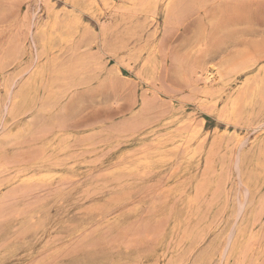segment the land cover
<instances>
[{"label":"rangeland","instance_id":"374dc122","mask_svg":"<svg viewBox=\"0 0 264 264\" xmlns=\"http://www.w3.org/2000/svg\"><path fill=\"white\" fill-rule=\"evenodd\" d=\"M104 1L0 0V264H264V0Z\"/></svg>","mask_w":264,"mask_h":264},{"label":"bare ground","instance_id":"6f19581e","mask_svg":"<svg viewBox=\"0 0 264 264\" xmlns=\"http://www.w3.org/2000/svg\"><path fill=\"white\" fill-rule=\"evenodd\" d=\"M88 1H90V0H88ZM106 1V0H105ZM104 1V2H105ZM100 2V1H99ZM108 2V1H107ZM106 2V3H107ZM127 2V1H126ZM161 2H162V0H161ZM73 3V2H72ZM101 3V2H100ZM105 3V4H106ZM83 4V3H82ZM101 5V4H100ZM89 6V5H88ZM85 8V7H84ZM124 9V8H123ZM85 10V9H84ZM61 11V10H60ZM119 11V10H118ZM89 12V11H88ZM134 12V11H133ZM57 13H58V11H57ZM145 15V14H144ZM209 18V17H208ZM75 19H77V18H75ZM74 19V20H75ZM78 21V20H77ZM76 22V21H75ZM102 28V27H101ZM41 29V28H40ZM57 29V28H56ZM105 30V29H104ZM202 31H204V30H202ZM206 32V31H205ZM205 32H203V33H205ZM201 33V32H200ZM202 34V33H201ZM207 35V34H206ZM46 36V35H45ZM99 41V40H98ZM67 44V43H66ZM42 45V44H41ZM48 45V44H47ZM74 45V44H73ZM55 46V45H54ZM84 47V46H83ZM102 48V47H101ZM199 48H200V46H199ZM198 49V48H197ZM152 51V50H151ZM153 56V55H152ZM48 58V57H47ZM153 58V57H152ZM149 59V58H148ZM156 60V59H155ZM58 62V61H57ZM149 63V62H148ZM43 64V63H42ZM146 64V63H145ZM38 66V65H37ZM142 67V66H141ZM38 68V67H37ZM149 68V67H148ZM54 69V68H53ZM150 69V68H149ZM153 69V68H152ZM260 69V68H259ZM259 69H257V70H259ZM154 70V69H153ZM37 71V70H36ZM50 71H51V69H50ZM141 72V71H140ZM153 73V72H152ZM149 74V73H148ZM32 75V74H31ZM50 75H51V73H50ZM209 76V75H208ZM148 77V76H147ZM49 78H50V76H49ZM141 78H143V77H141ZM239 79H240V77H239ZM26 80H27V78H26ZM43 81V80H42ZM45 81V80H44ZM47 82V81H46ZM45 83V82H44ZM239 83V82H238ZM50 84V83H49ZM61 84V83H60ZM148 84V83H147ZM44 85V84H43ZM42 85V86H43ZM235 85V84H234ZM49 86V85H48ZM43 89V88H42ZM211 89V88H210ZM36 93V92H35ZM42 93V92H41ZM238 94V93H237ZM15 97V96H14ZM224 97V96H223ZM16 98V97H15ZM20 98H22V97H20ZM30 98V97H29ZM33 98V97H32ZM41 98V97H40ZM9 99V98H8ZM13 100V99H12ZM22 100H23V98H22ZM29 100V99H28ZM41 100V99H40ZM31 101V100H30ZM7 103H8V100H7ZM2 104V103H1ZM0 104V105H1ZM4 104H6V103H4ZM5 106V105H4ZM31 106H32V104H31ZM3 108V107H2ZM209 108V107H208ZM24 109V108H23ZM7 110V109H6ZM6 110H3V112H5ZM14 110V109H13ZM18 110V109H17ZM16 110V111H17ZM22 111V110H21ZM2 112V111H1ZM33 112V111H32ZM219 112V111H218ZM16 113V112H15ZM14 113V114H15ZM49 113V112H48ZM5 114V113H4ZM3 114V115H4ZM26 114V113H25ZM28 114H29V112H28ZM45 114V113H44ZM220 114V113H219ZM236 114V113H235ZM19 115H20V113H19ZM27 115V114H26ZM5 116V115H4ZM24 116V115H23ZM10 117V116H9ZM25 117V116H24ZM263 117V116H262ZM3 120V119H2ZM15 121V120H14ZM17 121V120H16ZM3 122V121H2ZM23 122V121H22ZM24 122H26V121H24ZM232 122V121H231ZM12 123V122H11ZM18 123V122H17ZM20 123V122H19ZM18 123V124H19ZM258 123V122H257ZM0 124H1V122H0ZM8 124V123H7ZM24 125H25V123H23ZM27 125H26V127L28 126V122L26 123ZM192 124V123H191ZM24 125H23V127H24ZM200 125V124H199ZM262 125V124H261ZM17 126V125H16ZM189 126V125H188ZM226 126V125H225ZM251 126V125H250ZM5 127V126H4ZM3 127V128H4ZM3 128H2V131H3ZM25 128V127H24ZM28 128V127H27ZM183 128V127H182ZM234 128V127H233ZM5 129V128H4ZM7 130V129H6ZM27 130V129H26ZM89 132V131H88ZM15 133V132H14ZM46 133V132H45ZM44 133V134H45ZM93 133V132H92ZM258 133V132H257ZM45 138V137H44ZM153 139V138H152ZM236 141V140H235ZM244 141V140H243ZM264 141V140H263ZM156 144V143H155ZM152 145V144H151ZM246 145V144H245ZM259 145V144H258ZM154 146V145H153ZM181 146V145H180ZM67 147V146H66ZM157 147V146H156ZM85 148H87V147H85ZM258 148V147H257ZM113 150V149H112ZM262 151L263 150H261V153H262ZM253 152H254V150H253ZM255 153V152H254ZM43 154V153H42ZM242 154V153H241ZM263 154V153H262ZM262 154H261V157H262ZM110 155V154H109ZM243 155V154H242ZM255 155V154H254ZM264 155V154H263ZM252 156H253V153H252ZM256 156H257V154H256ZM241 157V156H240ZM244 160V159H243ZM256 160V159H255ZM258 161V160H257ZM245 162V161H244ZM247 162H248V160H247ZM260 162V161H259ZM252 164H253V162H252ZM256 164H259V163H256ZM261 164V163H260ZM5 165V164H4ZM255 166V165H254ZM264 166V165H263ZM258 167V166H257ZM261 169H262V167H261ZM123 170V169H122ZM261 170H259V172H260ZM258 172V173H259ZM262 172V171H261ZM33 174V173H32ZM258 175V174H257ZM260 176V175H259ZM28 177V176H27ZM238 177V176H237ZM258 177V176H257ZM263 178V177H262ZM238 179V178H237ZM257 183V182H256ZM250 186H252V185H250ZM250 186H248V187H250ZM252 188V187H251ZM259 189V188H258ZM249 190H251V189H249ZM255 190V189H254ZM255 191H257V190H255ZM3 192V191H2ZM252 192H254V191H252ZM247 195V194H246ZM249 197H251V195L249 196ZM252 198V197H251ZM250 198V199H251ZM11 199V198H10ZM2 200V199H1ZM10 202V201H9ZM113 202V201H112ZM114 202H116V201H114ZM120 202V201H119ZM7 204H8V202H6ZM162 203V202H161ZM160 203V204H161ZM0 204H2V203H0ZM15 205H17V204H15ZM52 205H54V204H52ZM102 205H104V204H102ZM112 205V207H113V203L111 204ZM249 205V204H248ZM158 206H160V205H158ZM15 207V206H14ZM16 207H18V206H16ZM247 208V207H246ZM245 208V209H246ZM254 208V207H253ZM158 209H160V208H158ZM199 209V208H198ZM15 211V210H14ZM249 211V210H248ZM253 211V210H252ZM20 212V211H19ZM93 212V211H92ZM127 212V211H126ZM160 212V211H159ZM256 212V211H255ZM15 213V212H14ZM99 213V212H98ZM162 213V212H161ZM10 214H11V212H10ZM18 214V213H17ZM23 214V213H22ZM29 214V213H28ZM42 214V213H41ZM169 214V213H168ZM16 215V214H15ZM14 215V216H15ZM25 215V214H24ZM164 215V214H163ZM246 215V214H245ZM12 216V215H11ZM21 216H23V215H21ZM168 217H169V215H167ZM253 216H254V214H253ZM6 217V216H5ZM17 217V216H16ZM9 218H10V216H9ZM24 218V217H23ZM25 218H27V217H25ZM167 218V217H166ZM3 219V218H2ZM12 219V218H11ZM14 219H16L15 217H14ZM6 220V219H5ZM5 220H4V223H5ZM3 221V220H2ZM9 221V220H8ZM14 221V220H13ZM29 221V220H28ZM252 221V220H251ZM0 222H1V220H0ZM23 222V221H22ZM8 223V222H7ZM3 225L4 224H2V228H3ZM31 225H32V223H31ZM14 226V225H13ZM30 226V225H29ZM28 226V228H30ZM186 226V225H185ZM7 227H8V225H7ZM25 227V226H24ZM12 228V227H11ZM21 229V228H20ZM26 229V228H25ZM31 229V228H30ZM34 229V228H33ZM0 230H1V228H0ZM11 230V229H10ZM24 230V229H23ZM22 231V230H21ZM26 231V230H25ZM27 231H29L28 229H27ZM241 231H243V228H242V230ZM33 232V231H32ZM10 233V232H9ZM16 233H18V232H16ZM20 233H22V232H20ZM20 233H18V235L20 234ZM24 233V232H23ZM27 233H29V232H27ZM27 233L25 234V235H27ZM248 233V232H247ZM6 234H8V233H6ZM242 234V233H241ZM23 235V234H22ZM24 235V236H25ZM250 235V234H249ZM248 235V236H249ZM247 236V235H246ZM12 238H13V236H11ZM14 237H16V236H14ZM11 238V239H12ZM18 238H19V236H18ZM23 238V237H22ZM249 238V237H248ZM21 239V238H20ZM29 239V238H28ZM33 239V238H32ZM31 239V240H32ZM243 239V238H242ZM19 240V239H18ZM183 240V239H182ZM239 240H240V238H239ZM30 243V242H29ZM42 243V242H41ZM228 243V242H227ZM226 243V244H227ZM241 243V242H240ZM1 244V243H0ZM36 245V244H35ZM180 245V244H179ZM228 245H229V243H228ZM246 245V244H245ZM3 247V246H2ZM178 247V246H177ZM183 247V246H182ZM228 247V246H227ZM32 248V247H31ZM1 249V248H0ZM8 251V250H7ZM236 251H237V249H236ZM239 251V250H238ZM241 251V250H240ZM3 252V251H2ZM23 252H24V250H23ZM21 253H22V250H21ZM209 253V252H208ZM212 254V253H211ZM10 255V254H9ZM22 255V254H21ZM175 255H176V253H175ZM204 255V254H203ZM223 255V254H222ZM225 255V254H224ZM209 256V255H208ZM9 257V256H8ZM14 257H16V255L14 256ZM174 257V256H173ZM205 257V256H204ZM220 257H221V255H220ZM223 257V256H222ZM221 257V258H222ZM227 258V257H226ZM103 259V258H102ZM119 259H121V258H119ZM125 259V258H124ZM205 259V258H204ZM222 259H224V258H222ZM126 260V259H125ZM207 260V259H206ZM221 260V259H220ZM118 261V260H117ZM121 261V260H120ZM2 262V261H1ZM0 262V263H1ZM119 262V261H118ZM205 262V261H204ZM207 262H208V260H207ZM10 263V262H9ZM202 263V260H201V262L199 263V264H201ZM207 264V263H206ZM225 264H226V262H225Z\"/></svg>","mask_w":264,"mask_h":264}]
</instances>
